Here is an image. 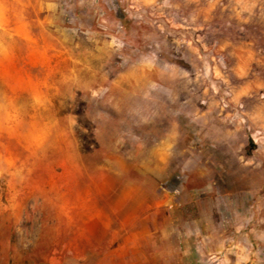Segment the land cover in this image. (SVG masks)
<instances>
[{
  "label": "rangeland",
  "instance_id": "1",
  "mask_svg": "<svg viewBox=\"0 0 264 264\" xmlns=\"http://www.w3.org/2000/svg\"><path fill=\"white\" fill-rule=\"evenodd\" d=\"M0 264H264V0H0Z\"/></svg>",
  "mask_w": 264,
  "mask_h": 264
}]
</instances>
